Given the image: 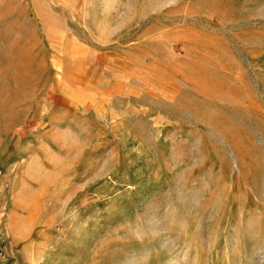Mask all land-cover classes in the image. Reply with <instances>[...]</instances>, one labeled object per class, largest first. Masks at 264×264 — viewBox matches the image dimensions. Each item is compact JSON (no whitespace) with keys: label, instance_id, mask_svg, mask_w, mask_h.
I'll return each instance as SVG.
<instances>
[{"label":"rangeland","instance_id":"374dc122","mask_svg":"<svg viewBox=\"0 0 264 264\" xmlns=\"http://www.w3.org/2000/svg\"><path fill=\"white\" fill-rule=\"evenodd\" d=\"M0 209V264H264V0H0Z\"/></svg>","mask_w":264,"mask_h":264},{"label":"crops","instance_id":"0c3cea01","mask_svg":"<svg viewBox=\"0 0 264 264\" xmlns=\"http://www.w3.org/2000/svg\"><path fill=\"white\" fill-rule=\"evenodd\" d=\"M5 209H7V208H4V210H5ZM4 210H3V209H0V212H1V211H4Z\"/></svg>","mask_w":264,"mask_h":264}]
</instances>
